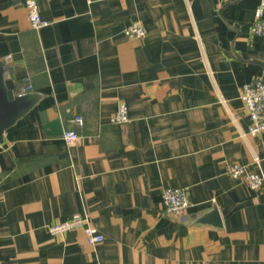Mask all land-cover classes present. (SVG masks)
<instances>
[{
	"label": "crops",
	"instance_id": "0c3cea01",
	"mask_svg": "<svg viewBox=\"0 0 264 264\" xmlns=\"http://www.w3.org/2000/svg\"><path fill=\"white\" fill-rule=\"evenodd\" d=\"M19 1L0 0V61L37 99L0 142V264H264V190L227 174L255 158L264 174L239 98L264 79L260 0H37L38 30ZM164 187L189 191L182 215ZM73 214L103 241L48 231Z\"/></svg>",
	"mask_w": 264,
	"mask_h": 264
},
{
	"label": "built area",
	"instance_id": "2783aa9c",
	"mask_svg": "<svg viewBox=\"0 0 264 264\" xmlns=\"http://www.w3.org/2000/svg\"><path fill=\"white\" fill-rule=\"evenodd\" d=\"M18 5L26 9L27 19L32 29L38 30L48 25V22L39 13L37 0H20ZM250 32L252 35L264 36V0H260L258 7L254 11ZM123 33L126 37L133 39L143 38L146 34L145 29L139 22H131L125 27ZM9 58L6 57L5 60ZM29 89V86L26 87L24 93H27ZM239 98L249 121L247 133L251 136L264 133V79H254L244 83L241 87ZM128 119V108L124 103H120L110 116L109 122L116 125L125 123ZM70 122L81 127L83 118L75 116ZM62 137L67 144H71L79 136L74 129H66ZM258 163V159L255 158V170H250L247 165L231 163L227 168V174L232 179L241 180L249 189L264 190V174L260 170ZM161 203L165 213L177 216L182 215L191 205L189 191L178 187H164L161 191ZM73 229H81L85 235V241L89 245H95L103 241L101 233L92 227L85 217L79 214H73L69 219L48 227V231L54 235Z\"/></svg>",
	"mask_w": 264,
	"mask_h": 264
},
{
	"label": "water",
	"instance_id": "95a60500",
	"mask_svg": "<svg viewBox=\"0 0 264 264\" xmlns=\"http://www.w3.org/2000/svg\"><path fill=\"white\" fill-rule=\"evenodd\" d=\"M11 71L12 67L0 61V142L4 131L27 113L37 99L36 95L30 93H14Z\"/></svg>",
	"mask_w": 264,
	"mask_h": 264
}]
</instances>
